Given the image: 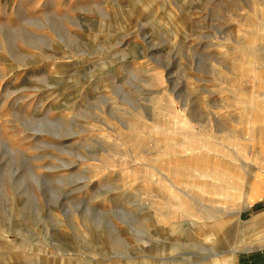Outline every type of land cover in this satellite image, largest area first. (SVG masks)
Wrapping results in <instances>:
<instances>
[{"label":"rangeland","instance_id":"374dc122","mask_svg":"<svg viewBox=\"0 0 264 264\" xmlns=\"http://www.w3.org/2000/svg\"><path fill=\"white\" fill-rule=\"evenodd\" d=\"M0 264H264V0H0Z\"/></svg>","mask_w":264,"mask_h":264}]
</instances>
